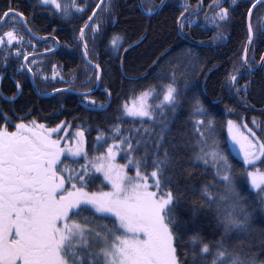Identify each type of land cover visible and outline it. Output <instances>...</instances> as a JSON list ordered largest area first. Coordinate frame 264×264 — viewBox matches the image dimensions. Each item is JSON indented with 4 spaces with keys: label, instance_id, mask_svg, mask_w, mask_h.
<instances>
[{
    "label": "snow or ice",
    "instance_id": "6c2138e0",
    "mask_svg": "<svg viewBox=\"0 0 264 264\" xmlns=\"http://www.w3.org/2000/svg\"><path fill=\"white\" fill-rule=\"evenodd\" d=\"M38 2L50 14L68 21L73 15L83 16L89 10L87 0ZM242 3L241 19L247 29V43L239 65L228 72L226 79L230 89L243 96L246 104L251 80H246L243 85L240 81L246 76L251 77L257 70V64L264 68V55L259 61L247 55L252 50L254 37L258 33L264 35V14L255 15V10L264 5V0H227V6L225 0H212L209 8L217 9L213 12L212 21L220 27L229 23ZM158 8L149 3L144 9L145 15L157 14ZM111 9V0H99L79 29L76 39L82 46L87 65L93 64L89 58L88 32L91 31L94 40L100 32V23L96 19L98 10L111 15ZM200 10L198 7L197 14ZM186 11L187 7L177 18L181 32L185 27ZM3 23L9 24L8 30L0 35V53L5 67L13 56L17 60L23 57V61H29L33 56L30 63L21 62L16 72L24 73L26 70L33 73L34 80L38 74L34 55L36 48L31 43L34 34L27 15L9 3L0 14V26ZM17 25L24 29L23 33L17 30ZM25 34L29 36L27 45ZM143 39L145 36L142 35L134 43L138 44ZM121 41L122 37L115 36L110 40L117 56H121ZM28 46L32 47V52L26 50ZM54 47L45 49V52L54 51ZM168 55L169 52L165 51L152 61L154 70L160 69L158 77L167 76V83L159 87L149 85L125 98L121 105L124 116L138 119L141 124L147 120L153 125L151 133L145 129L147 139H137L136 146L130 135L121 134L117 123L111 128V143L103 132H98L97 141L103 140V144L98 143L95 146L98 155L90 157L84 146L85 133L80 127L69 140L53 135L66 132L68 129L62 125L67 121L49 127L35 118L27 119L29 110L13 128L10 117L3 115V123H0V264H187L181 260L176 246L177 234L184 227L177 215L182 200H190V205L185 207L190 208L193 219L210 213L217 233L214 240L205 239L199 231L189 236L191 264H257L255 256L246 257L229 246L231 234L247 233L252 227V219L234 185L228 146L224 149L219 147L214 119L198 98L194 100L193 109L199 118L194 121L191 142L185 146L192 153L194 167L203 164L206 170L209 167L213 170V181L199 185L189 183L192 171L185 169L187 175L181 186V178L176 175L178 149L174 147L169 151L165 147L171 131L166 109L175 112L180 96L177 76L186 75L188 68L185 66L184 71L178 73L181 63L177 61L174 64L171 60L162 66V59ZM184 55L189 59L193 56L191 50ZM93 74L98 84L103 74L98 62L94 65ZM55 75L54 72L53 79ZM2 78L0 76V80ZM15 88L17 93L22 92L23 86L18 80ZM104 91L110 100L112 88L108 86ZM91 92L92 89L88 88L78 94L92 110H104L108 100L97 104ZM4 98L14 103L17 97L13 93ZM227 125L232 145L238 147L243 157L251 187L258 190V195H264V170L256 167L257 162L264 164V138L258 137L247 124L243 128L248 134L231 119ZM62 140L66 142L62 144ZM141 143H151L154 147L151 151L145 147L143 154L138 156L136 153ZM104 145L106 149L100 150ZM121 151H125L126 163L117 162ZM69 157L73 158L72 163H79L78 169L69 166ZM133 168L135 174L130 175ZM93 172L99 175H93ZM101 176L103 187L90 190V185ZM104 187L107 190H103ZM85 212L87 216L83 215ZM102 221L107 223H100ZM259 264H264V261H259Z\"/></svg>",
    "mask_w": 264,
    "mask_h": 264
},
{
    "label": "trees",
    "instance_id": "16d2710c",
    "mask_svg": "<svg viewBox=\"0 0 264 264\" xmlns=\"http://www.w3.org/2000/svg\"><path fill=\"white\" fill-rule=\"evenodd\" d=\"M31 1L33 0H0V14L11 3L13 7L27 15L29 26L33 29L34 34L41 37L54 36L60 42V49L54 55L37 59L35 68L38 74L34 79L38 90L44 93L62 88H74L81 91L92 89L96 82L93 74L94 69L84 63L81 45L78 44L76 37L84 20L91 14V8L95 7L99 0H87L89 10L83 16L73 15L70 21L59 15L50 14L46 7H41L39 4V8ZM64 1L70 2V0ZM141 1L144 9L149 3L157 5L159 2V0ZM111 3V15L100 11L96 18L100 23V32L94 40L91 31L88 32L89 58L95 63L98 62L103 68L99 89L91 97L97 104L107 100L106 94L101 89L110 86L113 95L109 107L105 111L86 110L83 104L89 105V103L84 101L83 97L66 93L41 99L34 93L27 74L16 72L23 57L19 60L14 56L11 57L5 67L2 53H0V76L3 77L0 80V91H2V95H0V123H3V115L6 114L10 117V123L14 128L19 118L29 113V110L30 115H27V119L35 118L38 122L45 123L49 127H55L61 121H67L68 123L62 127L68 130L53 134L54 137L59 135L71 139L77 128H82L85 133V150L91 156L98 155L95 146L98 143L103 144V140L97 141L98 132H103L108 143H111V128L119 123L121 134L130 135L133 145L136 146L137 139H147L145 129L151 133L153 125L147 120L141 124L138 119L133 120L124 116L121 105L125 98L139 93L149 85L159 87L161 84L167 83V76L158 77L157 73L160 69L154 70L152 61L161 53L168 51L169 55L161 61L162 66L171 60L174 64L177 61L181 63L178 73L183 72L185 66L188 68L186 75L178 74L177 76L180 96L175 112L166 109V118L171 131L165 147L169 151H173L174 147L178 149L176 175L181 178V186H183V178L187 175L185 169L192 171L189 183L199 185L204 181H213V170L210 167L206 170L203 164L194 167L192 153L185 146L191 142L193 124L195 119L199 118L193 109L194 100L198 98L214 119L215 137L219 141V147L224 149L226 145L228 146V158L232 164L234 185L237 192L243 197L252 219V227L247 233L231 234L228 240L229 246L246 257L255 256L257 264H259V261H264V205L261 197L251 189L246 166L233 154L227 136V121L231 119L237 122L241 129L244 124H247L249 128L264 138V68L240 81V84L243 85L246 80H251L246 95V104L243 96H238L230 89L226 79L228 72L234 66L239 65L240 57L244 54V46L247 43V29L241 19L244 4L242 3L241 8L235 10L229 23L217 27L215 23L208 26L203 15L204 12L197 15L199 22L196 25L187 23L189 15L195 13L194 0H169L159 13L152 16H146L139 10L137 0H111ZM185 7H187L186 22L182 31L183 36H180L177 18ZM261 14H264V5L255 10L256 16ZM16 27L18 31L24 32L20 25ZM8 28L9 24L5 23L0 28V35ZM54 29L55 31H53ZM142 35L145 36V39L138 44L134 43L140 40ZM114 36L122 37L123 47L119 49L121 56H117L116 51L110 45V40ZM28 41L29 36L25 34L26 45ZM203 42L207 43L201 44ZM31 43L35 45V53L53 46V42L49 41L35 42L31 39ZM130 45L131 47H129ZM26 50L32 52V47L28 46ZM189 50L193 54L191 59L184 55ZM263 53L264 35L258 33L254 37L252 50L249 51L248 57L250 59L254 57L256 61H259ZM121 57L123 68L121 67ZM69 58H72V63L68 60ZM53 65H56L55 69H53ZM54 72L56 75L53 79ZM17 80L23 86L22 92L19 93L15 88ZM82 85H86V87H82ZM13 93H16L17 98L14 103H10L4 97L11 96ZM155 102L153 101V103ZM243 129L247 131V129ZM145 147L151 151L154 145L141 143L136 154L142 155ZM105 149L106 145L100 150ZM118 159L126 161L120 157ZM72 160L73 158H68L67 163L70 167L78 169L79 163H72ZM80 163H83V160H80ZM260 165L264 167V164L260 163ZM94 186L96 190L101 189L103 178L100 177L90 185V189L92 190ZM103 190H107V188L104 187ZM185 205H190V200H182L177 209L178 219L184 227L177 234L176 246L181 260L191 264L189 236L194 231H199L205 239L214 240L217 233L215 225L211 222L210 213L193 219L190 208ZM83 215L87 216L88 213L85 212ZM208 259L210 260L211 257Z\"/></svg>",
    "mask_w": 264,
    "mask_h": 264
},
{
    "label": "rangeland",
    "instance_id": "374dc122",
    "mask_svg": "<svg viewBox=\"0 0 264 264\" xmlns=\"http://www.w3.org/2000/svg\"><path fill=\"white\" fill-rule=\"evenodd\" d=\"M183 1H185V0H183ZM184 4H186V3H184ZM210 17L212 18L213 15H211ZM198 22H199V18H198L197 15H195L194 13H191V14L189 15V17L187 18V23L190 24V25H196ZM240 130L243 131L245 134H248V132L245 131V130L243 129V127H242V129L240 128ZM255 132H256V131H255ZM256 134H257V132H256ZM227 136H228L229 145H230V148H231L233 154L243 162V157L240 155L238 147L232 145V141H231V139H230V137H229L228 125H227ZM257 136H258V137H261V136H259L258 134H257ZM67 138L70 140L69 137H67ZM261 138H263V137H261ZM65 142H66L65 140H62V144L65 143ZM89 156L91 157L90 154H89ZM93 156H94V155H93ZM124 156H125V151H121V152H119L118 155H117V162H118V163H126V161L123 162L121 159H118L119 157L124 159ZM70 158H71V157H69V159H70ZM68 164H69V163H68ZM69 166H70V165H69ZM256 167H258V168L264 170V167H262V166L260 165V162H257ZM129 174H130V175H134V174H135V169L133 168L132 171L129 172ZM93 175H99V174L93 172ZM101 177H102V176H101ZM248 180H249V179H248ZM249 185H250V187H251L250 182H249ZM251 189L254 190L256 193H257V191H258V190H256V189H253L252 187H251ZM90 190H91V189H90ZM92 190L95 191V190H96V187L94 186V188H93ZM259 196L261 197V199H262V201H263V205H264V195H259ZM102 223H107V221H104V222H102ZM109 226H111V225H109Z\"/></svg>",
    "mask_w": 264,
    "mask_h": 264
},
{
    "label": "water",
    "instance_id": "95a60500",
    "mask_svg": "<svg viewBox=\"0 0 264 264\" xmlns=\"http://www.w3.org/2000/svg\"><path fill=\"white\" fill-rule=\"evenodd\" d=\"M166 1H167V0H163V3L160 2V4H159V8H158V11H160V9L162 8V6L165 4ZM137 2H138L139 9L141 10V12H142L143 14H145V12H144V10H143V7H142V4H141V0H137ZM32 37H34V38L36 39V37H35L34 35H33ZM43 40H45V39H43ZM57 50H58V44H56V48L54 49V51H52V52H45V53H41V54H36V55H35V58H38V57H41V56H45V55L53 54V53H55ZM82 54H83V53H82ZM247 55H248V53H247ZM30 58H33V56H30L29 59H30ZM83 58H84V57H83ZM84 60H85V59H84ZM26 62H27V61H23V63H26ZM85 62H86V60H85ZM90 66L94 68V64H92V65H90ZM259 69H260V68H259V66H258V67H257V70H259ZM257 70H256V71H257ZM256 71H255V72H256ZM29 76H30V81H31V84H32V87H33L34 92H35L40 98H42V99L49 98V97H51V96H53V95H55V94H58V93H71V94H75V95H80V94H78V93H83V92H79V91L72 90V89H60V90H61L60 92L52 91V92H50V93L40 94V93L38 92V90L36 89V86H35V83H34L33 77H32V75H31L30 73H29ZM99 83H100V81H99ZM99 83L97 84V82H96L95 87L92 89L91 95H92V93H94V92L98 89ZM81 96H82V95H81ZM110 102H111V98H110V100L108 99V104H107V106H106V108H105L104 110L107 109V107L109 106ZM86 109H91V108L86 107ZM91 110H92V109H91Z\"/></svg>",
    "mask_w": 264,
    "mask_h": 264
},
{
    "label": "flooded vegetation",
    "instance_id": "af4514ba",
    "mask_svg": "<svg viewBox=\"0 0 264 264\" xmlns=\"http://www.w3.org/2000/svg\"><path fill=\"white\" fill-rule=\"evenodd\" d=\"M196 4H198V7L200 8H204V6H206V9L209 7V5L212 3V0H203V3L201 1V4L199 3L198 0H194Z\"/></svg>",
    "mask_w": 264,
    "mask_h": 264
},
{
    "label": "bare ground",
    "instance_id": "6f19581e",
    "mask_svg": "<svg viewBox=\"0 0 264 264\" xmlns=\"http://www.w3.org/2000/svg\"><path fill=\"white\" fill-rule=\"evenodd\" d=\"M68 60H69L71 63L73 62V61H72V58H69Z\"/></svg>",
    "mask_w": 264,
    "mask_h": 264
}]
</instances>
